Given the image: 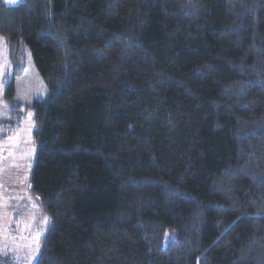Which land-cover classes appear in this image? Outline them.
<instances>
[{"label": "trees", "instance_id": "obj_1", "mask_svg": "<svg viewBox=\"0 0 264 264\" xmlns=\"http://www.w3.org/2000/svg\"><path fill=\"white\" fill-rule=\"evenodd\" d=\"M0 36L47 87L34 264H264V0H0Z\"/></svg>", "mask_w": 264, "mask_h": 264}, {"label": "rangeland", "instance_id": "obj_2", "mask_svg": "<svg viewBox=\"0 0 264 264\" xmlns=\"http://www.w3.org/2000/svg\"><path fill=\"white\" fill-rule=\"evenodd\" d=\"M23 1L3 0L9 6ZM9 82L14 85L12 101L18 106L8 117L10 108L4 94ZM46 92L47 87L24 44L8 43L0 36V203L15 209V220L10 223L9 258L0 256V264H34L39 239L49 222L29 188L35 158L32 137L35 124L28 106L43 100Z\"/></svg>", "mask_w": 264, "mask_h": 264}, {"label": "crops", "instance_id": "obj_3", "mask_svg": "<svg viewBox=\"0 0 264 264\" xmlns=\"http://www.w3.org/2000/svg\"><path fill=\"white\" fill-rule=\"evenodd\" d=\"M14 220H15V209L12 210L11 206H6L0 203V256H3V258H9L8 256L10 252L9 241L11 237L10 223L11 221Z\"/></svg>", "mask_w": 264, "mask_h": 264}, {"label": "snow or ice", "instance_id": "obj_4", "mask_svg": "<svg viewBox=\"0 0 264 264\" xmlns=\"http://www.w3.org/2000/svg\"><path fill=\"white\" fill-rule=\"evenodd\" d=\"M30 115H31V114H30ZM36 239L38 240V239H39V236H37Z\"/></svg>", "mask_w": 264, "mask_h": 264}]
</instances>
